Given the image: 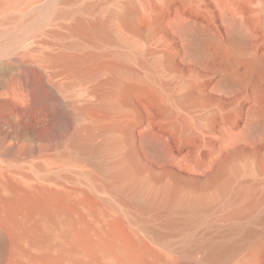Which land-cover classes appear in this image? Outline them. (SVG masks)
I'll use <instances>...</instances> for the list:
<instances>
[{
  "label": "rangeland",
  "instance_id": "374dc122",
  "mask_svg": "<svg viewBox=\"0 0 264 264\" xmlns=\"http://www.w3.org/2000/svg\"><path fill=\"white\" fill-rule=\"evenodd\" d=\"M127 1L137 2L141 18L155 11L158 28L153 30L143 19L136 27L122 24L112 13L121 12ZM3 15L10 20L0 24V96L28 106L33 90L42 84L46 92L42 126L51 133L55 152L69 148L77 132L91 143L104 142L99 123H127L129 151L152 188L170 179L190 183L205 179L229 158L238 170L232 191L218 198L186 232L217 241L227 235L242 238L224 264H264V222L258 219L264 215V199L247 215L233 214L245 203L233 197L242 184H256L255 194L264 186V132L251 125V111L257 109L264 116V76L250 65L253 58L264 60V0H25L7 8L0 19ZM80 18L106 21L111 35H119L121 41L96 42L78 35L72 28ZM22 19L30 20L17 29ZM229 19L246 26L248 46L231 42ZM190 25L207 29L216 39L207 45L203 59L191 54ZM86 53L103 64L125 62L143 79L154 73L152 94L135 92L124 102L105 107L108 72L96 69L85 79L57 59L61 54ZM223 77L234 84L232 88L219 85ZM183 83L195 86L190 94ZM174 123L176 130L171 129ZM148 133L166 146L164 158L146 144ZM116 158L117 154L100 157ZM156 215L153 211L144 217L155 225ZM237 226L252 228L254 235L243 239L241 231L234 230Z\"/></svg>",
  "mask_w": 264,
  "mask_h": 264
},
{
  "label": "bare ground",
  "instance_id": "6f19581e",
  "mask_svg": "<svg viewBox=\"0 0 264 264\" xmlns=\"http://www.w3.org/2000/svg\"><path fill=\"white\" fill-rule=\"evenodd\" d=\"M22 1L0 0V14ZM136 3L127 1L121 12L112 15L130 27L145 20L150 28L157 29L158 14L147 11L141 18ZM3 16L0 24L10 20ZM29 20L22 19L16 28L21 29ZM229 21L231 42L248 46L246 26ZM107 26L100 18H80L72 29L91 41H121ZM188 28L191 54L205 58L206 47L216 43L215 37L205 28ZM130 56L126 54V58ZM57 59L85 79L96 69L106 70L110 90L103 95L102 105L107 108L135 92L152 94L151 86L157 80L152 72L140 78L125 62L99 63L92 53L79 57L61 54ZM164 61L170 62L169 56ZM89 63L92 67H87ZM250 63L264 76L263 59L253 58ZM183 85L189 94L195 87L192 83ZM219 85L229 89L234 84L223 77ZM32 94L34 100L28 106L0 96V264H224L228 260L242 238L232 239L226 234L229 230L220 241L186 231L218 198L232 191L231 182L238 170L230 165L229 158L205 179L192 183L170 179L152 188L143 166L129 151L127 123H99L100 132L106 136L99 144L77 132L70 147L57 153L51 133L42 126L46 103L42 84H37ZM261 114L257 109L251 111L254 119L250 123L263 133ZM177 127L176 123L171 125L173 130ZM144 138L154 154L160 158L167 155L160 139L151 133ZM105 154H117V158L100 159ZM255 187L254 183L242 184L233 194L234 199H245L233 212L235 216L249 214L264 199V186L256 194ZM153 211L159 219L155 225L144 217ZM258 219L264 222V215ZM234 230H240L243 239L254 233L250 227L237 226ZM183 231L186 234L177 239ZM197 252L202 256L197 258Z\"/></svg>",
  "mask_w": 264,
  "mask_h": 264
}]
</instances>
